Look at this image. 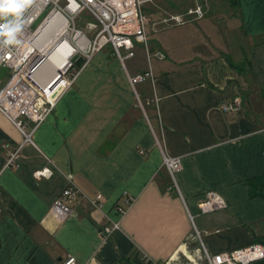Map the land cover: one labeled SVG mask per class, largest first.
I'll use <instances>...</instances> for the list:
<instances>
[{"label":"crops","instance_id":"crops-1","mask_svg":"<svg viewBox=\"0 0 264 264\" xmlns=\"http://www.w3.org/2000/svg\"><path fill=\"white\" fill-rule=\"evenodd\" d=\"M181 1L173 10L186 8ZM157 2L145 6L148 46L136 43L124 63L111 45L99 51L12 169L6 161L24 136L0 112V264L70 254L80 264H204L206 250L264 240V197H251L247 183L264 175V0H210L204 18L175 26L155 18ZM140 73L152 77L134 88L130 77ZM28 74L44 88L53 80L51 95L66 86L42 56ZM226 102L241 111L225 112ZM164 153L183 158L180 190ZM44 167L53 174L38 179ZM70 182L82 193L62 217L53 206ZM213 190L227 206L202 213ZM99 194L103 211L91 202ZM112 220L119 228L102 236Z\"/></svg>","mask_w":264,"mask_h":264},{"label":"built area","instance_id":"built-area-1","mask_svg":"<svg viewBox=\"0 0 264 264\" xmlns=\"http://www.w3.org/2000/svg\"><path fill=\"white\" fill-rule=\"evenodd\" d=\"M190 1L192 3L181 13L171 14L160 23L175 26L204 18L210 0ZM155 2L157 0H34L25 12L27 23L21 37L24 41L22 46L0 49V57H3L0 59V68L2 66L8 68L5 77L0 79V112L24 136L23 143L10 152L4 169H12L18 164V156L25 144L37 146L34 140L35 133L54 113L62 94L75 83L82 70L91 63L99 51L111 45L113 51L124 63L126 59L135 55L136 43L148 46L149 17L145 6ZM46 10L48 13L45 18L37 28H34L35 22ZM80 19L84 21L83 27L80 26ZM48 27L53 28L52 35L48 39H42L41 36ZM52 39L56 40V43L68 42L71 46L70 54L61 69L66 86L55 95L48 93L50 89L58 87L53 80L47 88H44L42 83L28 74L31 62L39 53H45V47L50 46L49 50L57 48L56 43H52ZM77 55L84 57L81 66L73 61ZM161 56L164 55L161 53ZM149 77H152L151 73H140L131 76L130 81L136 88L138 83ZM221 107L225 112L241 111L239 105L231 102L223 103ZM140 153L145 154L146 151L141 149ZM163 165L170 173L173 187L180 190L178 174L184 167L183 158L164 153ZM52 174L53 170L50 167L35 171L38 179L50 177ZM79 193H82V190L75 183L70 182L55 201L53 209L62 217L70 216L72 210L66 202L77 197ZM91 202L96 209L103 211L105 203L102 194ZM127 203V207H118L123 216L133 205V198L129 197ZM226 206L224 197L215 190L207 192L199 204L202 213H211ZM188 212L194 221V216L189 210ZM1 214L0 206V216ZM110 222V225L99 227V232L104 237L112 235L119 228L118 221ZM195 229L196 237L202 241L200 232L196 227ZM205 258L207 262L204 264H248L264 258V242H256L213 256L206 250ZM54 264L80 263L74 255L70 254Z\"/></svg>","mask_w":264,"mask_h":264},{"label":"clouds","instance_id":"clouds-1","mask_svg":"<svg viewBox=\"0 0 264 264\" xmlns=\"http://www.w3.org/2000/svg\"><path fill=\"white\" fill-rule=\"evenodd\" d=\"M34 0H0V49L22 46L25 12ZM3 57H0L2 59Z\"/></svg>","mask_w":264,"mask_h":264},{"label":"bare ground","instance_id":"bare-ground-1","mask_svg":"<svg viewBox=\"0 0 264 264\" xmlns=\"http://www.w3.org/2000/svg\"><path fill=\"white\" fill-rule=\"evenodd\" d=\"M49 32L52 33L51 27H48L46 29V31L42 34L41 38L46 39L48 37L47 35L49 34ZM51 33L49 35H52ZM52 43L53 44L56 43V40H53ZM56 45H57V48L54 47L52 50H49L50 46L45 47L44 48L45 53H39L36 57L43 56L49 62L50 66L52 67L53 74L55 75V77L63 78L61 69H62L64 62L66 61V58L70 54L71 46L68 42H61V43L59 42V43H56Z\"/></svg>","mask_w":264,"mask_h":264},{"label":"rangeland","instance_id":"rangeland-1","mask_svg":"<svg viewBox=\"0 0 264 264\" xmlns=\"http://www.w3.org/2000/svg\"><path fill=\"white\" fill-rule=\"evenodd\" d=\"M158 2H157V4H159V8L156 6L155 8H152V10H153V12L155 13L154 15H155V18H157V19H161V20H163L164 18H166V17H169L171 14H177V13H181L182 12V10H173L174 9V7L173 6H175V7H178V5H179V2H182L181 0H157ZM187 4H186V6H189L192 2L190 1V0H184ZM171 5V7L169 6V5ZM146 12H147V9H146ZM79 23H80V26L81 27H83L84 26V21H83V19H80L79 20ZM161 24H163V26H170V25H172V24H165V23H161ZM158 26V25H157ZM159 27V26H158ZM52 28V27H51ZM52 31H53V28H52ZM51 32H49V34H50ZM47 35L48 37H47V39L49 38V36L50 35ZM43 57V56H42ZM79 77V76H78ZM73 85V84H72ZM71 85V86H72ZM170 178H171V176H170ZM225 199V198H224Z\"/></svg>","mask_w":264,"mask_h":264},{"label":"trees","instance_id":"trees-1","mask_svg":"<svg viewBox=\"0 0 264 264\" xmlns=\"http://www.w3.org/2000/svg\"><path fill=\"white\" fill-rule=\"evenodd\" d=\"M234 4H237V0H231ZM183 5V4H181ZM247 183L250 186V196L257 197L263 196L264 197V175L256 176L247 180ZM264 242V240L262 241Z\"/></svg>","mask_w":264,"mask_h":264},{"label":"water","instance_id":"water-1","mask_svg":"<svg viewBox=\"0 0 264 264\" xmlns=\"http://www.w3.org/2000/svg\"><path fill=\"white\" fill-rule=\"evenodd\" d=\"M48 13V10H46L39 18L38 20L35 22L34 24V28H37L39 26V24L43 21V19L45 18L46 14ZM73 61L76 63V65L81 66L82 63L84 62V57L77 55L73 58ZM8 68L6 66H2L0 68V79H3L6 75ZM198 241V240H197Z\"/></svg>","mask_w":264,"mask_h":264}]
</instances>
